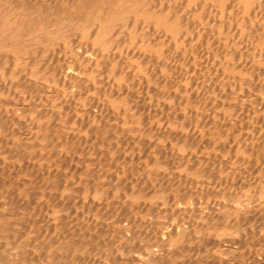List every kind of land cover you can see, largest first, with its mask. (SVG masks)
I'll return each mask as SVG.
<instances>
[{
  "label": "bare ground",
  "instance_id": "1",
  "mask_svg": "<svg viewBox=\"0 0 264 264\" xmlns=\"http://www.w3.org/2000/svg\"><path fill=\"white\" fill-rule=\"evenodd\" d=\"M227 236L264 244V0H0V264H230Z\"/></svg>",
  "mask_w": 264,
  "mask_h": 264
},
{
  "label": "rangeland",
  "instance_id": "2",
  "mask_svg": "<svg viewBox=\"0 0 264 264\" xmlns=\"http://www.w3.org/2000/svg\"><path fill=\"white\" fill-rule=\"evenodd\" d=\"M212 55H210L209 57H211ZM205 59V58H204ZM212 60V59H211ZM211 60H210V63H211ZM151 92L150 93H153V94H150L151 95V98L153 99L152 103L154 102L153 105L156 104V98H157V94H154V92H158L156 91V87L154 86V89L151 88L150 90ZM154 91V92H153ZM156 96V97H152V96ZM146 100H149L146 98ZM204 200V201H203ZM195 200H192L191 202V205L194 209H196L195 211V214H192L191 216V228L193 230L195 229H202L200 225L201 224V219H200V214H199V208L200 205L203 206L205 205V199H201V202H199L200 200L198 201H195ZM194 202V203H193ZM199 202V203H198ZM195 204V205H194ZM203 204V205H202ZM198 209V210H197ZM198 231V230H197ZM199 234V232L197 233L196 232V236ZM202 234V233H201ZM231 237V236H230ZM229 236L226 237V243L230 246V249L231 251L228 252V254L225 255V257L230 261V264H236L238 261L237 264H264V244H258L259 241L256 240V238L254 239L253 237H247L245 240V242H243L241 239H237V238H233L231 237L230 239ZM196 239L197 242H201L203 241L204 239H201L202 237H198V239L196 237H194ZM250 238V239H249ZM228 239H230L229 241H227ZM253 239V240H252ZM241 241V242H240ZM243 243V244H242ZM253 244V245H252ZM257 244V245H256ZM196 247V246H195ZM254 247V248H253ZM192 248H194V246L191 247V261L189 260H185L184 264H206L204 259H203V256H205V251L203 250L202 247H200V249L197 247L195 248V250L197 251H194ZM251 248V249H250ZM252 250V251H251ZM254 250V251H253ZM256 250V251H255ZM198 251H200V256H199V253ZM204 251V252H203ZM258 251V252H257ZM262 251V252H261ZM203 252V254H202ZM257 252V254L255 253ZM198 253V254H197ZM233 253V254H232ZM235 253V254H234ZM252 253V254H251ZM254 253V254H253ZM194 254V258L197 259L196 261H194L195 259L192 257ZM241 254V255H240ZM251 254V255H250ZM256 254V256H255ZM262 254V255H261ZM196 255V256H195ZM259 255V256H258ZM199 258H198V257ZM253 258H252V257ZM234 258V259H233ZM236 258V259H235ZM238 258V259H237ZM199 259V260H198ZM200 260H202L203 262H201ZM238 260V261H236ZM256 260V261H255ZM200 261V263L198 262ZM248 262V263H246ZM82 264V263H81Z\"/></svg>",
  "mask_w": 264,
  "mask_h": 264
}]
</instances>
